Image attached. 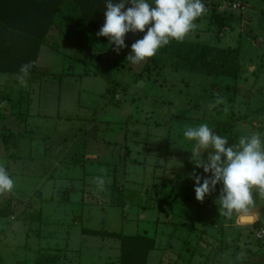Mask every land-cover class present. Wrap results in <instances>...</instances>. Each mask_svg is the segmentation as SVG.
<instances>
[{
    "label": "rangeland",
    "instance_id": "1",
    "mask_svg": "<svg viewBox=\"0 0 264 264\" xmlns=\"http://www.w3.org/2000/svg\"><path fill=\"white\" fill-rule=\"evenodd\" d=\"M203 2L207 12L184 40L237 49V78L168 67L163 75L149 78L146 60L139 64L126 60L132 43L145 33L126 34L127 47L107 65L111 81L94 73L92 62L81 60L87 44L95 42L89 35L77 36L79 44L73 45L62 34L48 35L53 46L41 49L37 76L27 77V87L13 80L17 75L0 74L3 108L10 107L7 96L19 99L23 109L29 94L34 93L35 100L40 95L46 119L34 116L30 125H43V131L51 133L34 130L41 144L33 145L42 149L43 142L57 139L66 146L75 143L74 155L68 153L55 164L49 159L37 164L36 159L29 163L30 173L7 168L0 148V164L14 181L11 192L0 194V207L9 202L14 207L13 216L0 215V264H37L38 256L42 264H51L44 260L48 256L58 264H119L118 239L81 234L82 228L153 236L155 247L146 264H264V239L255 236L256 223L264 228V197L253 189L252 225L238 218L236 224V215L219 214L215 201L221 185L203 202L197 201L191 178L197 169L191 160L196 142L183 137L186 125L201 123L227 137L229 145L253 132L264 136V0ZM229 2L240 6L231 10ZM218 12L224 15L220 27L210 21V15ZM217 97L225 99L227 112L225 105L209 109ZM3 113L5 119L22 125L7 109ZM89 126L94 127L93 139L84 155L79 149ZM22 133L26 145L20 148L29 149L32 138ZM119 147L129 149L126 158H117ZM101 168L107 169L103 190L94 183ZM113 181L124 189V206L110 204ZM242 250L245 256L237 260Z\"/></svg>",
    "mask_w": 264,
    "mask_h": 264
},
{
    "label": "clouds",
    "instance_id": "2",
    "mask_svg": "<svg viewBox=\"0 0 264 264\" xmlns=\"http://www.w3.org/2000/svg\"><path fill=\"white\" fill-rule=\"evenodd\" d=\"M126 4L128 5L126 7ZM154 5V6H151ZM207 7L203 0H120L106 4L104 23L96 33L98 37H106L113 51L119 54L127 47L126 34L145 33L131 45L126 60L139 64L154 57L158 50L171 41L183 42L189 33L198 27L196 21L206 14ZM33 67L31 62L21 65L17 77L19 85L27 87V77ZM6 104V102H4ZM225 105L226 101L217 97L209 109ZM183 137L195 141L191 151V160L196 168H202L206 176L195 171L191 178L195 181V198L203 202L206 196L216 191L221 185L215 203L219 205V214L232 218L234 215L246 223H255L253 211V189L264 197V136L259 132L244 135L238 142L229 145L227 137L215 133L207 123L195 126L186 125ZM207 152V157L203 154ZM101 175L94 177V183L103 190L107 169L101 168ZM14 181L7 169L0 164V194L11 192ZM245 252L240 251L236 259L241 260Z\"/></svg>",
    "mask_w": 264,
    "mask_h": 264
},
{
    "label": "trees",
    "instance_id": "3",
    "mask_svg": "<svg viewBox=\"0 0 264 264\" xmlns=\"http://www.w3.org/2000/svg\"><path fill=\"white\" fill-rule=\"evenodd\" d=\"M108 2L109 0H0V74L18 76L21 65L31 62L33 67L30 70V76H36L41 46H53L52 42L47 39L49 29L52 26L61 27L62 24L59 23H63L65 33L71 28L73 29V26H81L84 32L91 33L89 37L93 38L95 42L87 44V50L83 52L81 60L92 62L95 68L94 73L111 81L110 78L108 79L109 68L107 65L110 67L111 62L115 63L119 55L114 54L115 46L109 45L106 37L96 35L104 23V11H106ZM111 2L118 3L120 0H111ZM73 14L79 18L70 21L68 16ZM223 19L224 15L219 12L210 15V21L218 24L219 27L224 21ZM77 36L81 39L87 35ZM68 38L71 39L69 36ZM112 51L113 54H111ZM119 54L121 53L119 52ZM238 58L237 49L220 48L199 41L176 42L173 40L167 46L159 49L154 57L146 59L144 70L147 71L149 78L154 75H163L162 70L166 67L175 71L180 70L207 76L237 78L240 74ZM115 84L117 82L111 84L112 92L115 89ZM115 96L112 95L114 100ZM123 150L124 159L129 149L125 150L124 148ZM193 171L199 174L203 172V169L197 168ZM123 192V187L113 181L110 185V204L126 205L121 197ZM13 209L12 203L9 202L4 207H0V215H12ZM81 232L87 235L118 239L119 264H146L149 251L155 247V238L146 233L121 234L103 228H82ZM45 259L51 264H57L54 256H48ZM39 260L41 262V258Z\"/></svg>",
    "mask_w": 264,
    "mask_h": 264
},
{
    "label": "crops",
    "instance_id": "4",
    "mask_svg": "<svg viewBox=\"0 0 264 264\" xmlns=\"http://www.w3.org/2000/svg\"><path fill=\"white\" fill-rule=\"evenodd\" d=\"M127 6V4H126ZM60 18V17H58ZM69 20L72 21L76 18H79V16H76L75 14H73L72 16H68ZM61 22V20H59ZM62 24L60 25L61 27L58 26H52L49 29L48 35H59L62 34L64 35V37H67L66 42L69 41V44L73 45L75 43L79 44L78 38H75L74 40H69V37H77V35H90L91 33L88 32H84L83 27H77V26H73V29L71 28L68 32H64L63 30V23H59ZM78 30H80V32H78ZM65 42V41H64ZM44 45L41 46V49L43 48ZM40 53V52H39ZM37 76V75H36ZM30 78V77H28ZM35 79V76L33 77ZM27 79V78H26ZM57 79H61V77H57ZM14 81H18L17 77H15L13 79ZM30 81V79H27V82ZM1 92H4L2 90H0ZM38 97V96H37ZM10 102V107L3 108V112H5V110L7 109V111H9L10 113L15 115L14 120L18 123H22V125H24V130L23 128L20 130V128L22 127V125H18L17 123H13L12 119L8 120L5 119V117H3L2 115L4 114L3 112L0 113V148L3 150L2 152V156L3 158H7L8 161H6V166L7 168H9L12 166V168L14 169V171L19 172V170L21 169L23 172L25 173H30L33 172L32 169H30V167H28L30 164L29 163H35L36 159H40L39 163L41 162V159H49V160H55V163L57 162H62L63 158H65V156L68 153H71V155L75 154V151L73 150V146L75 143L69 144L68 146H66L64 144V142H62L61 139H57V140H53L54 142H52L54 149H52V144L50 142H43V146L41 145V148H38L37 146L33 145L32 143H38L39 145L41 144L39 142V137L37 135L34 134L35 131H38L39 129H41L42 131L44 130L45 126H41V125H30L31 123L34 124V122L31 121V119H33L34 116L40 118H45L46 119V114L43 112L44 110L41 108V99H40V95H39V99L37 98V100H35V95L34 93H31L28 95V100L26 101V106H24L23 109L19 108L21 107V102H19V99H14L10 96H7L6 98ZM2 116V117H1ZM37 124V123H35ZM93 126H89L86 127L84 130L85 133V137H84V141L85 143H82V148L79 149L80 151H82V154L87 155L86 151L88 150V144L90 141H92L93 137H92V133L94 131ZM29 129V131H27ZM35 130V131H34ZM22 132L26 133L28 132L29 135L31 136V145L29 146V149H24V148H20V146H25L26 143L23 140L22 137ZM43 132H50L51 131H43ZM55 135L53 134V139ZM89 139V140H88ZM23 140V141H22ZM88 140V142H86ZM5 142H8V144L6 145ZM100 144V143H99ZM100 146H102L100 144ZM9 147H13V150H10ZM72 148V149H71ZM43 149H48L43 150ZM96 150H98V147L95 148ZM124 151V150H123ZM123 151L122 149H120V147L118 148V152H117V158H121L124 157L123 155ZM106 154H111L110 149L105 150ZM92 156V155H90ZM21 165V166H19ZM46 178V177H45ZM85 185V184H84ZM119 185V184H118ZM95 188V185H94ZM33 208H36L34 206H32ZM37 209V208H36ZM13 216V215H12ZM235 223H238L237 217H236V221ZM244 224V223H242ZM247 224V223H245ZM252 225V223H251ZM81 234H83L81 232ZM237 241H240L239 239ZM244 245V244H242ZM240 246V245H239ZM58 250L59 248H54V250ZM37 258V257H36ZM37 264H42V262L39 261V256L36 259ZM57 261V259H56ZM58 264V263H57Z\"/></svg>",
    "mask_w": 264,
    "mask_h": 264
},
{
    "label": "built area",
    "instance_id": "5",
    "mask_svg": "<svg viewBox=\"0 0 264 264\" xmlns=\"http://www.w3.org/2000/svg\"><path fill=\"white\" fill-rule=\"evenodd\" d=\"M240 5L238 3H235V2H231L229 3V8L231 10L233 9H237ZM3 112V106L1 105V102H0V113ZM256 238L258 239H264V228L261 226L259 227L257 230H256V234H255Z\"/></svg>",
    "mask_w": 264,
    "mask_h": 264
},
{
    "label": "water",
    "instance_id": "6",
    "mask_svg": "<svg viewBox=\"0 0 264 264\" xmlns=\"http://www.w3.org/2000/svg\"><path fill=\"white\" fill-rule=\"evenodd\" d=\"M261 226V223H256V228H259Z\"/></svg>",
    "mask_w": 264,
    "mask_h": 264
}]
</instances>
